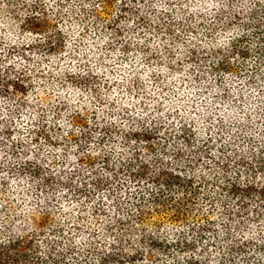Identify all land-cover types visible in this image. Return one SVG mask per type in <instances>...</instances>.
I'll return each mask as SVG.
<instances>
[{
  "label": "trees",
  "instance_id": "16d2710c",
  "mask_svg": "<svg viewBox=\"0 0 264 264\" xmlns=\"http://www.w3.org/2000/svg\"><path fill=\"white\" fill-rule=\"evenodd\" d=\"M195 4L211 23L174 18ZM65 7L80 12L70 24ZM177 25V52L168 41L156 59L127 43L110 52L132 26L169 40ZM90 36L102 69L81 65ZM62 51L88 90L124 66L158 94L145 108L77 111L65 130L5 108L37 77L34 56ZM17 57L24 72L2 63ZM0 66V264H264V0H0ZM165 95L170 108H148Z\"/></svg>",
  "mask_w": 264,
  "mask_h": 264
},
{
  "label": "rangeland",
  "instance_id": "374dc122",
  "mask_svg": "<svg viewBox=\"0 0 264 264\" xmlns=\"http://www.w3.org/2000/svg\"><path fill=\"white\" fill-rule=\"evenodd\" d=\"M192 11L198 12V15L201 14V18H205V20L209 21V23H211L214 18L210 12L201 13L203 9H201L199 4H195L188 11H177L174 18H176L178 22H182L183 19L188 21L191 16L190 13H193ZM2 13L5 14L6 10L2 9ZM72 13L74 15H78L80 12L69 11L67 7L63 8L62 15L65 17V23H71ZM84 17L85 16H82L81 19ZM111 18H113V15H111ZM154 20L157 21V19ZM217 27L218 25L214 23L211 30H215ZM173 28V31H171L170 35L167 36V39L169 40H162L158 36L147 39L150 35L147 34L142 27L132 26L131 30H129L127 34L118 36L121 41L119 44L111 47L110 52L111 54H115V56L122 54L123 46L127 43L134 45L135 48L139 49L138 53L135 55L137 58L147 56L150 59H156L160 56L162 45L165 44V41L169 42L170 47L172 46V53L177 52L178 49H182L184 47V39L183 36H181L182 34L180 35L179 28L181 27L177 25ZM207 29L208 27L206 28V26L199 29V33L195 34L196 38H199V34L203 32L206 33L208 31ZM184 31V34H193L191 29L186 28ZM171 39H173V41H171ZM104 41L105 37H101L99 42L103 45L105 44ZM89 45H91V47ZM82 46L83 48H92L93 51L84 57L85 61L81 65L86 63V65L91 66L94 69H102L101 60L104 59L102 53L106 49H104L103 46L92 42L91 36L86 39ZM66 54V51L53 53L47 57V59L42 60L43 62L38 59L37 55L34 56L32 60L33 63H36L37 60L41 62V64L36 63L35 68L38 72L37 77H35L29 85L28 92H26L24 96L21 94L18 95L12 101L11 106L5 108L12 110H15V108H24L22 113L23 120H25L24 118L26 115H33L37 119H46L51 124H59L61 129L65 130L70 128L73 114L77 111L83 116L88 115V117H92L94 115H99L101 117L102 111L107 108H145L143 104L147 100L148 95L151 92L158 94V89L160 87H158V84L149 74L144 73L143 71L141 75L138 76V79L134 81L135 76H133L132 73L130 74L124 66H118L120 73L118 71V74L109 77V87L104 88L101 85L98 90H88L87 88H84V84L81 85L77 82L75 83L73 79L66 76L67 72H78L82 67L75 64L68 65L69 63L67 62H69V60L66 61ZM11 62L12 63H2L7 65L11 64L14 68L12 70H15L14 73L24 72L26 70L25 63L18 57L11 60ZM152 70L156 69L152 68ZM12 77L13 75L8 76L9 79H12ZM213 86L216 87L217 84H213ZM205 88V83L199 86V89L204 90ZM123 95L126 96V99L121 101V103L118 102L116 104H109L112 100L117 101ZM159 96L161 95H158L157 99L160 98ZM212 96L213 95H210V98ZM174 100L173 96L165 95L163 101L164 105L159 106L156 100H149L150 105L148 108H170ZM100 101L102 102L100 103ZM211 106L212 105L208 104V108H212ZM187 108L196 107L189 106ZM204 109H206V106ZM228 111H230L231 114L238 119H243L244 116L249 115V112H242L238 103L235 104L234 102H232V108ZM23 124L26 123H22V125ZM253 125L261 126V124H257V121L253 122ZM60 148L61 147L57 148L55 151L57 154L56 157L58 158H61L62 151ZM58 158L57 161L60 162Z\"/></svg>",
  "mask_w": 264,
  "mask_h": 264
},
{
  "label": "snow or ice",
  "instance_id": "6c2138e0",
  "mask_svg": "<svg viewBox=\"0 0 264 264\" xmlns=\"http://www.w3.org/2000/svg\"><path fill=\"white\" fill-rule=\"evenodd\" d=\"M93 7H96V5H93ZM173 62L172 61H169V66H171V64H172ZM86 147V146H85ZM90 153H85L84 155L85 156H87V155H89ZM83 158V157H82Z\"/></svg>",
  "mask_w": 264,
  "mask_h": 264
}]
</instances>
